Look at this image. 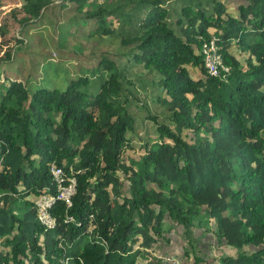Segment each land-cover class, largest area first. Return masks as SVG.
Wrapping results in <instances>:
<instances>
[{
  "label": "trees",
  "instance_id": "16d2710c",
  "mask_svg": "<svg viewBox=\"0 0 264 264\" xmlns=\"http://www.w3.org/2000/svg\"><path fill=\"white\" fill-rule=\"evenodd\" d=\"M39 6L0 59V264H138L153 257L165 217L187 243L210 231L241 250L221 264H264V0L236 13L224 0ZM45 24L57 45L76 41L67 51H95L106 73L96 91L86 74L60 90L11 69ZM211 36L229 68L218 76L201 52ZM52 164L63 184L75 178L69 207ZM44 195L55 197L53 228L38 220ZM205 259L195 252L188 264Z\"/></svg>",
  "mask_w": 264,
  "mask_h": 264
},
{
  "label": "rangeland",
  "instance_id": "374dc122",
  "mask_svg": "<svg viewBox=\"0 0 264 264\" xmlns=\"http://www.w3.org/2000/svg\"><path fill=\"white\" fill-rule=\"evenodd\" d=\"M40 0H1L0 3V59L3 58L4 52H12L19 39V32L22 25L30 20H35L41 12L39 6ZM229 10L236 13V6L239 3H244L245 0H224ZM43 27V28H42ZM37 30L40 34L33 40L30 38V50L24 51L25 60L22 62L16 59V63L11 66L12 70H17L24 77L30 76L31 79L37 81L38 85L45 87H57L60 90L65 89L68 81L76 80L78 76L86 74L88 83H84V88L88 92L97 90L100 80L105 77L106 73H98L95 65L97 57L94 52L82 50L81 53L70 52L71 46L76 43L70 40L66 49L57 45L55 42L57 36L54 31L43 25ZM31 30L30 32H34ZM85 42V41H83ZM80 49V48H79ZM96 49V48H95ZM109 48H102L101 53H109ZM148 105L151 102L148 101ZM139 116L144 113L142 101L137 103ZM149 141L155 140V136ZM140 143L137 142V146ZM165 232L158 241L155 242L152 249L153 257L144 259L148 264H188L193 259L196 252L205 259V263L221 264L218 259L225 255L236 256L241 250L220 242L215 235L210 231H203L193 243H187L182 233V228L175 221L165 217ZM211 226V225H210ZM199 234V231L197 232ZM144 239V235L142 236ZM183 249L190 253L186 257ZM155 259V260H154ZM143 260L138 259V264H143ZM186 261V262H184Z\"/></svg>",
  "mask_w": 264,
  "mask_h": 264
},
{
  "label": "built area",
  "instance_id": "2783aa9c",
  "mask_svg": "<svg viewBox=\"0 0 264 264\" xmlns=\"http://www.w3.org/2000/svg\"><path fill=\"white\" fill-rule=\"evenodd\" d=\"M201 52L204 57L205 69L209 75L218 76L221 72L224 74L229 70V68L222 63V58L218 53V46L214 36H211L209 40L203 41ZM50 171L52 178L56 183V199L62 200L67 207L71 206L72 196L75 192V178L70 177L67 184H63L64 176L62 168L52 164ZM54 201L55 197L51 195H44L36 200L38 220L45 227L53 228L58 224L57 219L52 218L49 213V208Z\"/></svg>",
  "mask_w": 264,
  "mask_h": 264
},
{
  "label": "crops",
  "instance_id": "0c3cea01",
  "mask_svg": "<svg viewBox=\"0 0 264 264\" xmlns=\"http://www.w3.org/2000/svg\"><path fill=\"white\" fill-rule=\"evenodd\" d=\"M218 261H220V258L218 259ZM184 262H186V261H184ZM172 264V263H171ZM173 264H175V263H173Z\"/></svg>",
  "mask_w": 264,
  "mask_h": 264
}]
</instances>
